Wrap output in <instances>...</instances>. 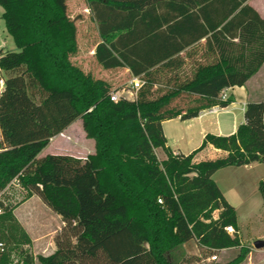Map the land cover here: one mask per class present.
<instances>
[{
    "label": "trees",
    "instance_id": "16d2710c",
    "mask_svg": "<svg viewBox=\"0 0 264 264\" xmlns=\"http://www.w3.org/2000/svg\"><path fill=\"white\" fill-rule=\"evenodd\" d=\"M86 2L100 37L97 62L139 77L135 99L113 101L111 83L73 63L78 28L65 0H0L17 48L0 49V192L17 180L64 222L56 250L35 256L18 243L14 206L0 199V264H177L175 252L192 239L211 251L242 247L236 208L213 175L264 162V100L247 102L235 133H208L188 155L167 146L163 122L234 102L223 91L244 85L264 64V18L248 0ZM203 38L204 54L218 59L158 93L155 74ZM184 96L186 107L175 105ZM77 119L95 153L39 158ZM208 144L227 155L195 162ZM259 190L264 202V179ZM242 250L214 264H239Z\"/></svg>",
    "mask_w": 264,
    "mask_h": 264
},
{
    "label": "rangeland",
    "instance_id": "374dc122",
    "mask_svg": "<svg viewBox=\"0 0 264 264\" xmlns=\"http://www.w3.org/2000/svg\"><path fill=\"white\" fill-rule=\"evenodd\" d=\"M260 8L264 9V0H256ZM68 15L76 18L78 28V45L81 51H89L90 44L98 40L96 23L91 15L86 0H65ZM3 7L0 6V49L4 51L17 50L13 37L7 31L5 21L2 18ZM78 57L76 61H82ZM84 65L86 71H90L94 76L113 78L112 72H106L96 62L93 56L85 58ZM84 62V61H83ZM164 72V71H162ZM187 72V69H186ZM163 74V73H162ZM162 77L158 93L165 90L166 83ZM117 83L127 86L126 78H118ZM168 84V83H166ZM121 88V87H120ZM236 103L230 109L229 114L225 115V121H232L233 118L241 119L243 115V101L246 99L244 90L237 89L235 93ZM187 98H180L175 105L185 108ZM205 119L213 122L214 117L207 115ZM164 123V122H163ZM180 120H169L164 124L166 132L171 140H176L178 145L186 146V150H197L203 139L195 134L191 140L185 137V132ZM213 128V127H211ZM213 130V129H212ZM74 140L67 141L64 138H57L52 141L39 155V158L47 154H56L64 151H73L75 145L85 151L94 150V141L90 138L83 140L77 139L80 135L79 128H74L71 132ZM189 144V145H187ZM194 148V149H193ZM158 158H165L166 154L162 148L157 151ZM223 154L208 152L200 153L201 158L214 159ZM213 179L223 192L226 199L236 208L238 223L240 225L239 236L242 247H233L226 250L211 251L201 246L196 239L185 243L189 253L180 248L175 254L178 256L177 264H214L217 262L228 263L237 258L242 253V248L247 249L248 253L239 264H264V248L256 249L254 242L264 239V202L259 190L260 181L264 179V162H254L241 166H227L219 169ZM27 191L13 182L4 192H0V199L6 204L14 206L13 215L15 218L14 231L17 232V239L23 250L33 255H49L56 249L55 238L61 233L63 223L61 219L37 196L27 197ZM217 218V212H214ZM215 218V217H214ZM233 234V233H232ZM216 254L218 258L212 259ZM18 256L14 255V262L18 261Z\"/></svg>",
    "mask_w": 264,
    "mask_h": 264
},
{
    "label": "crops",
    "instance_id": "0c3cea01",
    "mask_svg": "<svg viewBox=\"0 0 264 264\" xmlns=\"http://www.w3.org/2000/svg\"><path fill=\"white\" fill-rule=\"evenodd\" d=\"M255 1L256 0H248V3L253 8H255L259 12V14L264 18V9L260 8L259 5L257 4V2H255ZM96 26H97V24H96ZM205 41H206L205 38H203L198 43L193 44L192 46L188 47L186 50H184L183 52H181L179 54L178 58L167 63L164 66V69H163L164 72L159 71L158 73H156L155 74V78H156L155 88H157V86L160 85V83L162 81L161 80L162 77H164L163 79L165 80V82L169 81L171 79H174V78L185 79L187 77H191L194 74L195 69L199 65H207V64H210L212 62H215L218 59V57L216 55L212 54L211 56H209V55L204 54ZM99 42H100V37H98V40L94 44H90L91 47H88L89 51H81L80 52V50L82 48L81 47V48H79L78 53L72 57L73 63L80 66L85 72L91 73L92 75H93L92 72H90L88 70L86 71L87 65H84L83 63H85L84 59L88 58L89 56H93L95 58V48ZM78 57L83 58L82 61H76ZM95 60H96V58H95ZM96 62H97V60H96ZM186 69H187V72H186ZM104 71L106 72V74H107V72H112L113 78H108V77L106 78L103 76H95V77L107 80L109 83H111L112 90H114V91L118 90L121 92L124 88H131V84H130L131 80L133 78H139L137 76L132 75L129 68H126V67L118 68V69H104ZM122 76H124L126 78V83L128 84L126 87L119 85L116 81L118 78H121ZM171 81H173V80H171ZM237 89L244 90V92L246 94V99L243 101V105H244L242 108L243 115H242V118L240 120L237 118H233L232 121L226 122L225 121L226 120L225 115L229 114L231 107L233 106V104L236 103L237 99L235 97V93H236ZM226 91L229 95L234 97V102L230 106H228L227 108L219 109L216 113H208V112L200 113L197 117L187 119V120H181L180 118H173V119H169V120H180V122L183 124L182 126H185L183 128V130L185 132L184 138H188V140H191V138L195 134L200 135L201 139L204 140L205 136L208 133L217 134V135H229V134L235 133L237 131L238 127L242 123H244V121H245L244 120V111H245V107H246L247 102L250 100H262V99L264 100V64L244 85L228 87V88H226ZM207 115H212L214 117L213 122L205 119V117ZM169 120L164 121L163 129H164L165 136L167 138V146L173 151V153L174 154L180 153V154L188 155V154L192 153L193 151H196V150L191 151L189 149L186 150L187 148L183 149V147H186L185 145L184 146L178 145L176 140H174V139L171 140V138L168 136L166 129L164 127V124L166 122H169ZM211 127H213V128H211ZM74 128H76V129L79 128V130H80V135H76L77 139H83V140L88 139L86 136V133L84 131V128H83L82 120L77 119L72 124H70L62 133L53 137L51 139L50 143L52 141L54 142V140L57 138H64L65 140L71 142L72 140H74L73 134L71 133ZM202 143H203V141H202ZM187 145H189V144H187ZM75 146L76 147L73 151H64V152H60V153H56V154L71 155V156H74L77 158L86 159L89 154L95 153V143H94V150L93 151L92 150L91 151H85L84 149L79 148L78 145H75ZM204 150L205 151L207 150L208 152L209 151L214 152L218 155L224 153V155L219 156V157H223V156L227 155L226 151L221 150V149H217L214 146L208 144L204 148H202L196 152L194 159H193L195 162H198L201 160H206L205 158H201V156H200V153H202ZM157 151H158V149H156V153H157ZM164 159H166V156H165V158H163L161 160H164ZM216 212H217V217H218L219 211L217 210ZM56 215L62 221L61 216L58 214H56ZM214 217L216 218L215 215H214ZM62 223L64 225L63 221H62ZM183 248H184V251H186V253H189L185 244L183 245ZM224 250H226V249H224Z\"/></svg>",
    "mask_w": 264,
    "mask_h": 264
},
{
    "label": "built area",
    "instance_id": "2783aa9c",
    "mask_svg": "<svg viewBox=\"0 0 264 264\" xmlns=\"http://www.w3.org/2000/svg\"><path fill=\"white\" fill-rule=\"evenodd\" d=\"M3 83H4V80L3 79H0V88L3 87ZM143 81L140 79V78H133L131 80V88H124L121 92L120 91H114L111 93V99L113 101H119L120 99L122 98H126V99H135L137 97V91L138 89L143 85ZM229 96V94L227 93V91H223L222 93V98L223 99H226L227 97ZM219 109H224V108H221L219 106H214V107H211V108H208L204 111H202L201 113H205V112H208V113H216ZM13 182H16L18 184V181L17 180H14ZM19 185V184H18ZM159 202H162L161 199H159ZM2 212V209L0 207V213ZM226 231L230 234L234 233L235 230L233 228V226H226L225 227ZM3 243H0V250H3ZM218 258V256L216 254H214L212 256V259L213 260H216Z\"/></svg>",
    "mask_w": 264,
    "mask_h": 264
},
{
    "label": "water",
    "instance_id": "95a60500",
    "mask_svg": "<svg viewBox=\"0 0 264 264\" xmlns=\"http://www.w3.org/2000/svg\"><path fill=\"white\" fill-rule=\"evenodd\" d=\"M253 245H254V247L256 249H262V248H264V239H258V240H256Z\"/></svg>",
    "mask_w": 264,
    "mask_h": 264
}]
</instances>
